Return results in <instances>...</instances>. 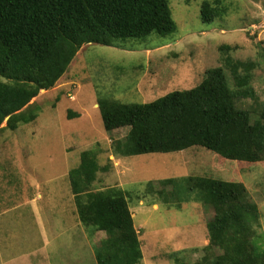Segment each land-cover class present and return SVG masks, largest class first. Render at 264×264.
Returning <instances> with one entry per match:
<instances>
[{
  "label": "rangeland",
  "instance_id": "1",
  "mask_svg": "<svg viewBox=\"0 0 264 264\" xmlns=\"http://www.w3.org/2000/svg\"><path fill=\"white\" fill-rule=\"evenodd\" d=\"M205 1L215 2L168 0L176 26L171 35L82 46L54 87L30 102L39 109L33 122L15 131L0 126V264H93V248L104 236L97 233L91 241L85 233L82 240L68 181L80 154L90 150L100 167L93 190L118 187L129 196L140 264H175L172 255L196 263L208 244L206 223L214 215L194 201L175 209L169 188L165 197L145 195L149 182L157 190L158 181L185 176L241 183L256 205L255 229L264 240V162H222L201 148L117 157L111 141L123 139L128 129L106 133L97 107L99 99L142 104L193 89L206 70L223 66L220 48L230 46L232 59L256 64L249 82L255 99L237 105L257 114L264 104V0H220L225 16L203 24L199 10ZM71 114L78 117L68 120Z\"/></svg>",
  "mask_w": 264,
  "mask_h": 264
},
{
  "label": "trees",
  "instance_id": "2",
  "mask_svg": "<svg viewBox=\"0 0 264 264\" xmlns=\"http://www.w3.org/2000/svg\"><path fill=\"white\" fill-rule=\"evenodd\" d=\"M219 3L201 4L203 24L225 16ZM175 31L168 0H0L1 129L15 131L37 118L39 109L30 102L54 87L82 46L110 47L114 40L144 41ZM220 50L223 66L206 70L193 89L142 104L99 99L104 131L128 129L123 139L111 141L112 154L127 158L201 148L222 162H264V104L257 114L237 105L255 99L249 82L256 64L232 59L230 46ZM79 161L68 173L74 215L89 238L104 236L93 248V264H140L143 255L128 194L118 187L93 190L100 168L93 150L83 151ZM157 184L158 190L147 183L144 194L165 197L169 188L175 209L194 201L214 212L206 223L208 244L200 259L183 263L172 255L175 264H264V240L255 229L257 208L241 183L185 176Z\"/></svg>",
  "mask_w": 264,
  "mask_h": 264
},
{
  "label": "crops",
  "instance_id": "3",
  "mask_svg": "<svg viewBox=\"0 0 264 264\" xmlns=\"http://www.w3.org/2000/svg\"><path fill=\"white\" fill-rule=\"evenodd\" d=\"M72 198V197H71ZM70 198V199H71ZM69 201V200H68ZM33 203H34V201H33ZM35 207V206H34ZM74 207V206H73ZM74 212V211H73ZM77 226V228L79 229V230H81L80 231V233L83 235V238H82V240H85V236H86V234H85V232H84V230H83V228L80 226V224L77 222V220H75V227ZM80 227V228H79ZM74 235L75 234H72V238H74ZM76 237H78V235H76ZM88 238V237H87ZM91 241H92V239H91ZM90 245H91V242H90ZM91 246H90V250H91ZM45 260H47V259H45ZM48 261V260H47ZM48 264H49V262H48Z\"/></svg>",
  "mask_w": 264,
  "mask_h": 264
},
{
  "label": "water",
  "instance_id": "4",
  "mask_svg": "<svg viewBox=\"0 0 264 264\" xmlns=\"http://www.w3.org/2000/svg\"><path fill=\"white\" fill-rule=\"evenodd\" d=\"M8 118H9V117H7V118L5 119V121H7V120H8Z\"/></svg>",
  "mask_w": 264,
  "mask_h": 264
}]
</instances>
